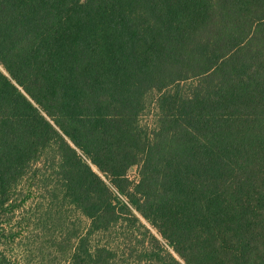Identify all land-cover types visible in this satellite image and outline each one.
<instances>
[{"label":"trees","instance_id":"1","mask_svg":"<svg viewBox=\"0 0 264 264\" xmlns=\"http://www.w3.org/2000/svg\"><path fill=\"white\" fill-rule=\"evenodd\" d=\"M35 260L264 264V0H0V264Z\"/></svg>","mask_w":264,"mask_h":264},{"label":"rangeland","instance_id":"2","mask_svg":"<svg viewBox=\"0 0 264 264\" xmlns=\"http://www.w3.org/2000/svg\"><path fill=\"white\" fill-rule=\"evenodd\" d=\"M153 119L154 118L152 117V113H151V115H146V116L143 117V119H142L143 122L142 123L145 126L151 127V125H153L152 124L153 123ZM129 176H130L131 180H135V181L138 180V178H139L138 168L137 167L132 168L130 170V172H129ZM34 264H45V263L35 260Z\"/></svg>","mask_w":264,"mask_h":264}]
</instances>
